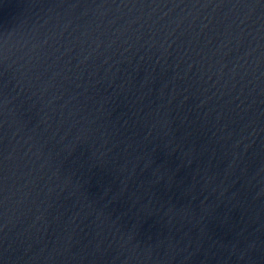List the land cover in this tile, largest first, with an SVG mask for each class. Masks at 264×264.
Masks as SVG:
<instances>
[{
  "label": "water",
  "instance_id": "obj_1",
  "mask_svg": "<svg viewBox=\"0 0 264 264\" xmlns=\"http://www.w3.org/2000/svg\"><path fill=\"white\" fill-rule=\"evenodd\" d=\"M0 264H264V0H0Z\"/></svg>",
  "mask_w": 264,
  "mask_h": 264
}]
</instances>
